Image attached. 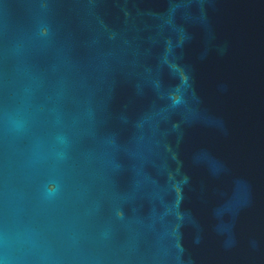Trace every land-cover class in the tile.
Here are the masks:
<instances>
[{
    "label": "water",
    "instance_id": "obj_1",
    "mask_svg": "<svg viewBox=\"0 0 264 264\" xmlns=\"http://www.w3.org/2000/svg\"><path fill=\"white\" fill-rule=\"evenodd\" d=\"M0 264H264V0H0Z\"/></svg>",
    "mask_w": 264,
    "mask_h": 264
}]
</instances>
